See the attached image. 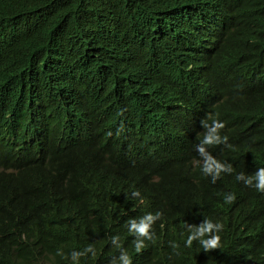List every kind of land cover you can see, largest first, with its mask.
<instances>
[{"label":"clouds","instance_id":"1","mask_svg":"<svg viewBox=\"0 0 264 264\" xmlns=\"http://www.w3.org/2000/svg\"><path fill=\"white\" fill-rule=\"evenodd\" d=\"M163 2L82 80L0 92V264H172L166 234L180 264H264V0ZM190 169L213 203L169 227Z\"/></svg>","mask_w":264,"mask_h":264},{"label":"trees","instance_id":"2","mask_svg":"<svg viewBox=\"0 0 264 264\" xmlns=\"http://www.w3.org/2000/svg\"><path fill=\"white\" fill-rule=\"evenodd\" d=\"M241 8L243 12L247 11L246 6L241 5ZM165 12L163 0H0V92L9 90L12 93L21 84V81L12 80L20 70L30 77L29 82L33 81L37 64L41 62L47 66L41 75L44 73L72 83L82 80L89 69L95 67L96 70L101 66V63L95 64L112 50L114 44L118 46L128 39L130 43L131 35L146 30ZM174 25L175 22L171 27ZM23 31L28 35L19 36ZM78 35L85 39L78 43L77 51L70 54V46ZM52 59L54 62L51 63ZM37 96L34 95L33 101H37ZM98 106L95 104L94 107ZM114 149L112 146L111 151ZM192 152L190 148L184 153L186 160L189 161ZM167 155L173 159L175 151L168 150ZM162 161L151 175L163 169ZM198 174L190 169L188 182L178 189L175 199L167 204L158 203L161 217L167 220L169 227L179 219L195 218L199 210L209 209L212 205L213 198L208 197L210 188ZM173 212L184 216L175 218ZM166 235L169 249L156 245V241L149 244L164 250L172 264H180L176 248L171 247V242L177 245L178 242L173 234ZM190 261L200 264L191 257ZM158 264H164L160 257Z\"/></svg>","mask_w":264,"mask_h":264}]
</instances>
